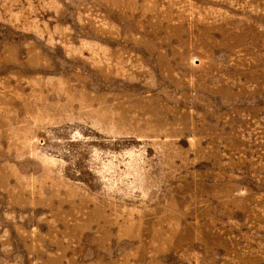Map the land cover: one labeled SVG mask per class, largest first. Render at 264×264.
I'll return each mask as SVG.
<instances>
[{
	"label": "rangeland",
	"instance_id": "1",
	"mask_svg": "<svg viewBox=\"0 0 264 264\" xmlns=\"http://www.w3.org/2000/svg\"><path fill=\"white\" fill-rule=\"evenodd\" d=\"M0 264H264V0H0Z\"/></svg>",
	"mask_w": 264,
	"mask_h": 264
}]
</instances>
